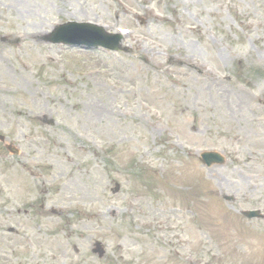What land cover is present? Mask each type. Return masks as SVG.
<instances>
[{
	"label": "rangeland",
	"instance_id": "374dc122",
	"mask_svg": "<svg viewBox=\"0 0 264 264\" xmlns=\"http://www.w3.org/2000/svg\"><path fill=\"white\" fill-rule=\"evenodd\" d=\"M0 136V264H264V0H0Z\"/></svg>",
	"mask_w": 264,
	"mask_h": 264
},
{
	"label": "water",
	"instance_id": "95a60500",
	"mask_svg": "<svg viewBox=\"0 0 264 264\" xmlns=\"http://www.w3.org/2000/svg\"><path fill=\"white\" fill-rule=\"evenodd\" d=\"M47 42L51 43H66L68 45L80 46L84 49H93L98 46L120 51L119 42L120 36L107 34L103 28L91 24H76L68 23L55 28L51 33ZM200 160L205 166L212 164H222L224 159L216 152H203L200 154ZM118 187L116 186V191ZM228 200L227 198H225ZM247 219L262 218L260 211H242L240 212ZM95 248L93 253L99 258L103 257L104 250L99 243H94Z\"/></svg>",
	"mask_w": 264,
	"mask_h": 264
}]
</instances>
